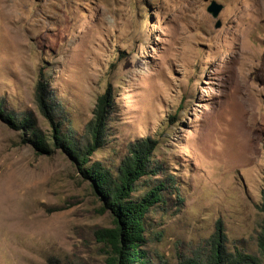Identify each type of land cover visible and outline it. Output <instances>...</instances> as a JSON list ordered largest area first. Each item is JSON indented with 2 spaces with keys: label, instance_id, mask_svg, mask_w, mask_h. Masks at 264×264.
<instances>
[{
  "label": "rangeland",
  "instance_id": "374dc122",
  "mask_svg": "<svg viewBox=\"0 0 264 264\" xmlns=\"http://www.w3.org/2000/svg\"><path fill=\"white\" fill-rule=\"evenodd\" d=\"M211 1L0 0V98L48 148L0 120V264H105L108 254L94 232L112 215L53 145L38 81L79 147L110 89L104 143L87 164L115 176L130 145L156 142L149 168L161 167L132 193L165 184L144 219L155 264L205 262L217 243L264 262V0H213L216 18Z\"/></svg>",
  "mask_w": 264,
  "mask_h": 264
},
{
  "label": "trees",
  "instance_id": "16d2710c",
  "mask_svg": "<svg viewBox=\"0 0 264 264\" xmlns=\"http://www.w3.org/2000/svg\"><path fill=\"white\" fill-rule=\"evenodd\" d=\"M35 99L41 112L53 126V145H58L78 162L82 168L83 176L89 181L94 192L103 200V207L112 215V228H99L94 232L95 238L106 248L107 257L105 264H155L145 249L149 236L145 235V215L149 209L163 200L166 190L163 182L148 188L141 196L133 197L136 187L134 183L146 175H154L160 169V164L149 168V159L155 148L156 142L148 139L129 146L127 154L120 160L116 174L113 176L102 164L94 162L87 164L91 151L98 149L104 143L103 132L106 130V120L110 117L114 105L110 89L97 97L92 110L93 118L90 128L89 142L79 147L67 135L59 130V118L54 119L53 107L49 96L46 94V84L38 81L35 87ZM13 113L4 109V100L0 98V120L5 123L30 131L35 149L43 154L48 152L47 144L36 133L30 118L17 120ZM176 119L170 118L169 124H175ZM220 237V236H219ZM258 247L264 256V228L258 238ZM178 264H264L251 254L245 252H224L217 243L212 253L205 262L194 259H185Z\"/></svg>",
  "mask_w": 264,
  "mask_h": 264
},
{
  "label": "water",
  "instance_id": "95a60500",
  "mask_svg": "<svg viewBox=\"0 0 264 264\" xmlns=\"http://www.w3.org/2000/svg\"><path fill=\"white\" fill-rule=\"evenodd\" d=\"M222 7L223 6L221 4L212 0L207 6L206 11L211 15L212 18H216L219 12L221 11ZM219 26H220V22L217 20L215 24V28H218Z\"/></svg>",
  "mask_w": 264,
  "mask_h": 264
}]
</instances>
